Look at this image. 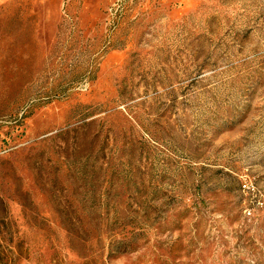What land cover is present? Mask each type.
<instances>
[{"label": "rangeland", "instance_id": "obj_1", "mask_svg": "<svg viewBox=\"0 0 264 264\" xmlns=\"http://www.w3.org/2000/svg\"><path fill=\"white\" fill-rule=\"evenodd\" d=\"M0 264H264V0H0Z\"/></svg>", "mask_w": 264, "mask_h": 264}, {"label": "built area", "instance_id": "obj_2", "mask_svg": "<svg viewBox=\"0 0 264 264\" xmlns=\"http://www.w3.org/2000/svg\"><path fill=\"white\" fill-rule=\"evenodd\" d=\"M244 188H246V186H244Z\"/></svg>", "mask_w": 264, "mask_h": 264}]
</instances>
